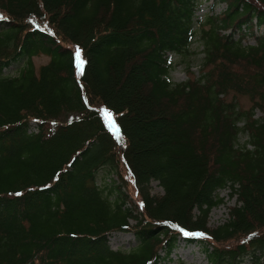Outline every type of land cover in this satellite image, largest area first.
<instances>
[{
    "label": "trees",
    "instance_id": "1",
    "mask_svg": "<svg viewBox=\"0 0 264 264\" xmlns=\"http://www.w3.org/2000/svg\"><path fill=\"white\" fill-rule=\"evenodd\" d=\"M199 1L0 0V264H160L179 238L264 264V0H215L201 23ZM198 33L200 76L174 84L168 55ZM115 232L136 245L113 250Z\"/></svg>",
    "mask_w": 264,
    "mask_h": 264
},
{
    "label": "rangeland",
    "instance_id": "2",
    "mask_svg": "<svg viewBox=\"0 0 264 264\" xmlns=\"http://www.w3.org/2000/svg\"><path fill=\"white\" fill-rule=\"evenodd\" d=\"M215 0H200L196 13V20L201 22H205L207 20L208 15L220 14L226 9L225 4H219L214 9L212 6L214 5ZM3 25L0 26V28ZM198 32L200 31L199 25L196 26ZM264 32V27L261 28L257 32V34H261ZM250 43L253 44V38L250 39ZM169 62L172 64L173 68L170 72V78L174 84L184 83L192 74L195 77H199L201 73L200 65L203 61V46L199 39V33L196 37V42L191 46L190 53L187 56H178L175 54L168 55ZM49 62V58L41 56L34 59V63L37 68L42 65H45ZM17 67H12L8 72L11 74L16 73ZM241 107L244 109H248L251 106V103L247 98H241ZM103 116L106 119V123L109 127L113 122L116 125L115 116L112 112L102 109L101 110ZM260 113L257 114L256 118H260ZM117 126V125H116ZM109 129L114 133L115 136H119V131H116V128ZM249 137L245 134L241 135L239 138V146H244L248 143ZM251 148V147H248ZM116 177L114 175H109L104 171H100L98 174L99 184L104 186V184L111 183L112 181H116ZM152 194L163 195V189L160 187L158 182H153L151 184ZM127 191L130 195L133 196L135 190L132 186L127 188ZM219 198L222 199V203L214 208L210 215L209 220V229H214L216 227L221 226L229 219L230 209L235 207L237 204V198L231 196V190L226 189L219 192ZM130 242L127 243V241ZM131 244L134 245L133 236L130 234L123 233H115L110 237V245L113 250H118L121 248V245H124V248H128ZM161 262L160 264H210L208 260V254L206 253L205 247L202 242L191 243L186 242L185 239L179 238L176 244V247L170 254L161 253ZM248 261V260H247ZM244 264H250L249 262Z\"/></svg>",
    "mask_w": 264,
    "mask_h": 264
},
{
    "label": "snow or ice",
    "instance_id": "3",
    "mask_svg": "<svg viewBox=\"0 0 264 264\" xmlns=\"http://www.w3.org/2000/svg\"><path fill=\"white\" fill-rule=\"evenodd\" d=\"M75 56H76V59L78 61L77 67L82 68L84 61L81 59L80 49L79 48H77L76 53H75ZM109 127L110 128H116V131L117 132L119 131L118 127L115 125L114 122L112 124H110ZM181 231L184 232L185 235H190V233L186 232L184 229H181ZM200 235H203V234L201 233Z\"/></svg>",
    "mask_w": 264,
    "mask_h": 264
}]
</instances>
